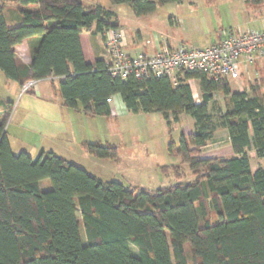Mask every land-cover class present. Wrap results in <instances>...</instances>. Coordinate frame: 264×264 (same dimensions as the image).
<instances>
[{"label": "trees", "instance_id": "obj_1", "mask_svg": "<svg viewBox=\"0 0 264 264\" xmlns=\"http://www.w3.org/2000/svg\"><path fill=\"white\" fill-rule=\"evenodd\" d=\"M109 1L143 16L182 0ZM5 3L18 4L15 25H7ZM247 3L259 6L263 0ZM32 4L36 8H28ZM116 27L115 12L100 4L0 0V70L20 88L59 78L62 104L87 116L111 117L108 99L119 95L128 112H159L168 125L182 114L192 117L194 131L182 134L178 147L168 145L181 164L163 167L178 181L153 190L126 188L52 151L36 159L24 151L14 154L6 136L13 102L0 97V264H264V167L253 171L249 154L252 149L264 158L263 82L236 91L228 79L211 80L200 70L183 71L176 82L165 76L112 77L105 61L85 62L79 36ZM25 40L31 41L28 65L16 54ZM192 79L199 82V102ZM216 93L229 98L218 125L234 154L202 157L215 129L209 106ZM81 147L97 158L119 159L112 144L83 141ZM184 164L191 181H179ZM43 179L50 180V189H41Z\"/></svg>", "mask_w": 264, "mask_h": 264}, {"label": "rangeland", "instance_id": "obj_2", "mask_svg": "<svg viewBox=\"0 0 264 264\" xmlns=\"http://www.w3.org/2000/svg\"><path fill=\"white\" fill-rule=\"evenodd\" d=\"M236 1V0H232ZM231 0H182L180 3H170L157 7L154 13L136 19L133 12H118L125 23H129V33L136 36L135 27L141 31L143 37L152 39L155 35L166 41H173L185 37L183 28L174 24V19L187 16L201 21V32L193 33V45H203L205 38L198 36L206 32L215 34L220 28L247 29L244 26L243 14L234 16L233 12H244L235 7ZM85 5L98 3L106 5L109 0H82ZM123 6V7H122ZM122 8L129 5L124 4ZM120 7V10H121ZM28 8H36L29 5ZM130 8V6L128 7ZM122 11V10H121ZM7 25H15L14 16H18V4L5 3L4 8ZM241 29V30H243ZM17 59L22 58L20 48L16 51ZM233 90H249L251 84L261 81L264 89V61L242 70L236 80H229ZM56 81L40 83L47 86L51 92V99L38 97L35 88L22 91L14 81L7 80L0 70V97L13 102V110L7 119L6 136L14 154L24 151L36 159L41 151H54L69 162L85 169L87 172L104 181H116L126 188L138 187L156 189L177 182L173 173H165L164 166L181 164V158L168 150L169 143L178 147L182 134L194 131V119L182 114L178 122L167 124L161 113H125L116 118L103 116H87L67 107H59L60 96L58 88L54 92ZM194 98L201 101L200 90H194ZM214 103L210 104L209 112L211 124L215 125L214 133L207 145L201 149L202 157H229L233 154L228 133L218 124L220 114L230 108L229 98L222 93L214 95ZM63 108V109H62ZM83 141L99 142L117 146L119 159H101L88 154L81 147ZM251 168L255 171L259 166L264 167V158L255 156L250 150ZM184 176L179 181H191L193 175L187 164L183 165ZM41 189H50L49 179L40 181ZM80 216V215H79ZM211 219L216 215L211 210ZM82 235L83 231H81ZM132 252L137 254L134 247ZM190 249L187 255L190 260Z\"/></svg>", "mask_w": 264, "mask_h": 264}, {"label": "built area", "instance_id": "obj_3", "mask_svg": "<svg viewBox=\"0 0 264 264\" xmlns=\"http://www.w3.org/2000/svg\"><path fill=\"white\" fill-rule=\"evenodd\" d=\"M104 45L110 55L107 71L110 76L126 79L169 77L176 82L183 71L200 70L211 80H236L242 70L264 60V27L254 30L220 28L216 40L204 47L190 44H163L153 54L130 55L125 50V34L119 27L103 33ZM38 80L27 82L22 91L36 87ZM111 102V98L108 99Z\"/></svg>", "mask_w": 264, "mask_h": 264}, {"label": "crops", "instance_id": "obj_4", "mask_svg": "<svg viewBox=\"0 0 264 264\" xmlns=\"http://www.w3.org/2000/svg\"><path fill=\"white\" fill-rule=\"evenodd\" d=\"M232 2L234 3L235 7L237 6L240 9H243V11H244V12H233V15L234 16H241V13H242L243 19L246 20L245 22H243V25L244 26L250 25L249 26L250 28H247V29L241 28V29H243V30H254V29H261L264 27V0H263V3L259 6H251L247 3V0H236V1H232ZM91 4H96V3H91ZM122 5H124V4L112 5L109 1L104 6L115 12V14L117 16L119 28H121L125 34V50L130 55H136L138 53H144V54L150 55V54L155 53L159 49V47L163 44H167L169 46H177V45L183 44V43L193 45V44H195L192 42V39L194 38L193 33H197L199 31L201 32V29H202L201 21H199L195 17V15H192L191 17L187 16L186 18H182V19H178V20L174 19V24L179 25L181 28H183L185 37L181 36L178 39H173V41H169L168 39H166V41H164V40H160L155 35V37H153L152 39H150V38L145 39L143 37V35L141 34V31L138 30L137 27H135V29H134L136 36H133L129 33V23H125L122 20V18L120 17V15L118 14V12H127V13H129V16H130V12H133V14L136 16V19H140L141 17H143L145 15L137 16L131 7L128 8L129 7L128 6L127 8H122L123 7ZM120 7H121L122 11L120 10ZM19 19H20L19 14H18V16L13 17V20L16 23L19 21ZM205 27L207 28V26H205ZM206 28H205V35H203L202 33L198 34V36L205 38V42L203 43V45L197 44V45H193V46L204 47L208 44L213 43L216 40L217 31L213 35L212 33L210 34V33L206 32ZM79 37H80V43H81V48H82V52H83V57H84V60L86 63L94 64L95 61L98 59L103 60L106 63H108L110 61V55H109V53H108V51L104 45L103 33H96L94 31V29H91L89 31H83ZM30 47H31V41L30 40H25L21 44L16 46V51L20 48V51L22 54V58L20 60H18V62L27 64V65L30 64V62H31ZM262 61H264V60H261L259 62H262ZM51 80L56 81L58 84L60 81L59 78H51L50 77L47 79L39 80L37 82L36 87H32V88H35V91L39 95L38 97L41 98L43 96L45 101L52 100L51 99L52 98L51 92L48 91L47 86H43V87L40 86V83H45V82L49 83V81H51ZM14 82L16 83V85H19L16 81H14ZM189 83H190L193 95H194V90L198 94V89L200 90L198 80L192 79L189 81ZM58 84H57V86H58ZM53 89L55 92L57 87L53 88ZM239 90H243L242 87H240ZM197 102H199V101H197ZM58 105H59V107H63V108L65 107L62 104L61 97H60V100H58ZM110 106H111V110H112V115L110 118H112V117L116 118L118 115L130 113L127 111V109H126V107H125V105H124V103H123V101L119 95H114L111 97ZM76 112H81V111H76ZM52 152H54V151H52ZM249 154H250V151H249ZM209 157H213V156H209ZM250 160H251V155H250Z\"/></svg>", "mask_w": 264, "mask_h": 264}]
</instances>
